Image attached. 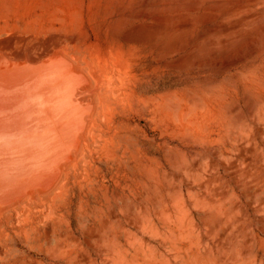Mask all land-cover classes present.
I'll return each instance as SVG.
<instances>
[{"label": "rangeland", "instance_id": "rangeland-1", "mask_svg": "<svg viewBox=\"0 0 264 264\" xmlns=\"http://www.w3.org/2000/svg\"><path fill=\"white\" fill-rule=\"evenodd\" d=\"M4 3L62 10L112 89L115 155L96 154L91 219L73 199L76 240L21 262L264 264V0Z\"/></svg>", "mask_w": 264, "mask_h": 264}, {"label": "bare ground", "instance_id": "bare-ground-1", "mask_svg": "<svg viewBox=\"0 0 264 264\" xmlns=\"http://www.w3.org/2000/svg\"><path fill=\"white\" fill-rule=\"evenodd\" d=\"M23 16L0 8V264H25L41 243L76 240L64 218L76 198L91 219L96 154L115 155L109 73L94 44L67 37L58 8Z\"/></svg>", "mask_w": 264, "mask_h": 264}]
</instances>
